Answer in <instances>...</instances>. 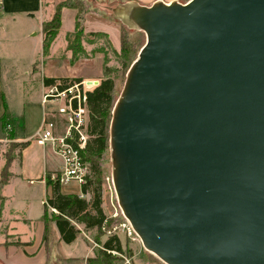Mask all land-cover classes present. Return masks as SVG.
<instances>
[{"label": "water", "instance_id": "water-1", "mask_svg": "<svg viewBox=\"0 0 264 264\" xmlns=\"http://www.w3.org/2000/svg\"><path fill=\"white\" fill-rule=\"evenodd\" d=\"M109 122L118 205L165 264H264V0L136 4Z\"/></svg>", "mask_w": 264, "mask_h": 264}, {"label": "crops", "instance_id": "crops-1", "mask_svg": "<svg viewBox=\"0 0 264 264\" xmlns=\"http://www.w3.org/2000/svg\"><path fill=\"white\" fill-rule=\"evenodd\" d=\"M127 1L151 5L158 0ZM46 9L45 0H0V116L7 108L18 122L16 141L27 142V145L17 152L10 165L8 181L0 184V264H60L66 259H85L92 254L87 245L83 248L84 254L79 256L59 251V243H67L61 240L56 223L50 220L51 217L47 215L46 222L43 219L46 200L52 191L46 177L58 172L62 161L49 147L36 144L33 135L45 112L49 111L50 118L54 119L51 111L56 106L49 102L43 103L42 96L48 86L47 81H52L49 83L51 84L61 80L62 76L50 69H44L43 72L36 70L33 67L35 62L20 70L16 64L19 58L13 51L11 41L17 28L23 27L27 36L35 37L42 52L41 27L49 16ZM8 91H11L13 96L21 93V108L9 103L6 97L7 93L9 95ZM7 141L5 134L0 131V171L4 163L2 154ZM60 191L63 194L90 198L89 194L82 193L81 185L76 183L60 185ZM50 209L54 213L57 212L54 208ZM73 223L78 229V224L83 225ZM75 240L76 237L70 243Z\"/></svg>", "mask_w": 264, "mask_h": 264}, {"label": "rangeland", "instance_id": "rangeland-1", "mask_svg": "<svg viewBox=\"0 0 264 264\" xmlns=\"http://www.w3.org/2000/svg\"><path fill=\"white\" fill-rule=\"evenodd\" d=\"M186 2L188 0H177ZM137 2L121 0H45L48 19L56 9L61 11V25L45 55L40 50L34 36H27L23 27H18L12 36V47L19 61L20 70L33 67L40 72L50 69L61 75V82L83 79L102 80L110 77L114 81L113 104L120 96L126 74L131 63L136 59L140 47L145 42V34L127 17L129 9ZM82 27V30H79ZM11 36V33H9ZM131 50L123 54L122 46ZM66 78V79H64ZM9 103L21 108L22 95L13 96L8 91ZM53 107V105L50 104ZM8 140V139H7ZM8 142V141H7ZM6 142V143H7ZM6 148V147H5ZM4 148V150H5ZM99 168V183L102 209L107 217L104 228L85 230L79 225V234L74 243H59L58 250L70 255H83L86 245L92 251L91 256L101 247L108 235L116 234L122 244L123 253L112 252L111 264H165L156 255L144 248L141 240L124 217L112 185V164L109 144L99 158H93ZM91 165V162H90ZM91 168V167H90ZM95 181L92 167L89 178ZM62 186V184H60ZM68 188L67 186H64ZM54 213L48 208V217ZM48 238H53L48 236ZM99 242V243H98ZM125 257V258H124ZM128 258L129 263H126ZM86 264V258L68 260L60 264Z\"/></svg>", "mask_w": 264, "mask_h": 264}, {"label": "trees", "instance_id": "trees-1", "mask_svg": "<svg viewBox=\"0 0 264 264\" xmlns=\"http://www.w3.org/2000/svg\"><path fill=\"white\" fill-rule=\"evenodd\" d=\"M60 14V9H56L51 20H45L42 23L43 55L47 53L56 31L61 25ZM79 30H82V27H79ZM122 50L123 54L126 55L131 49L124 45L122 46ZM50 82L47 81V85ZM113 89L114 81L112 78L107 77L102 79L100 84L88 96L87 107L89 121L87 132L89 139L87 140V147L81 152V155L83 160L88 163L89 169L92 170L93 167L95 181L88 176L86 182L81 185V191L83 194H89L90 198L86 199L77 194H63L60 191L59 182L50 179V175L46 177V182L48 185H51L52 191L46 200L43 219L45 222L48 221L47 211L49 207L57 211L56 213H52L50 220L56 223L60 238L66 243L72 242L77 236V233H79V229L73 222L82 223L86 230L92 228L100 230L104 221L107 219L101 206L102 199L98 177L99 168L93 158H99L108 145L109 122L114 106ZM18 127L17 120L5 108L3 114L0 116V131L5 134L8 142L2 154L4 163L0 171V184L8 181L10 176L9 168L12 161L17 152L27 145V142L16 141ZM112 251L123 253L122 244L116 234L108 235L94 255L86 258V264H111L114 259Z\"/></svg>", "mask_w": 264, "mask_h": 264}, {"label": "built area", "instance_id": "built-area-1", "mask_svg": "<svg viewBox=\"0 0 264 264\" xmlns=\"http://www.w3.org/2000/svg\"><path fill=\"white\" fill-rule=\"evenodd\" d=\"M99 84L98 79L68 83L56 81L44 89L42 102L56 106L51 111L54 119L50 118L49 111L45 112L33 140L40 146L49 147L61 159L60 170L50 175V179L59 184L82 185L89 176V165L83 160L81 152L86 149L88 140V96ZM106 222L107 219L101 228L105 227ZM126 263H129L128 258Z\"/></svg>", "mask_w": 264, "mask_h": 264}]
</instances>
